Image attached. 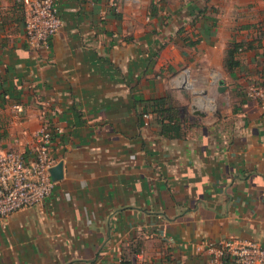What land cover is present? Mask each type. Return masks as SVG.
<instances>
[{"label":"crops","instance_id":"1","mask_svg":"<svg viewBox=\"0 0 264 264\" xmlns=\"http://www.w3.org/2000/svg\"><path fill=\"white\" fill-rule=\"evenodd\" d=\"M56 1L63 26L34 48L25 5L0 0V149L34 157L48 126L63 163L45 202L0 223V264H209L207 241L264 246V114L247 95L264 88V0ZM259 36L228 71V45ZM186 72L217 82L209 97ZM167 93L189 112L183 137L144 116Z\"/></svg>","mask_w":264,"mask_h":264},{"label":"built area","instance_id":"2","mask_svg":"<svg viewBox=\"0 0 264 264\" xmlns=\"http://www.w3.org/2000/svg\"><path fill=\"white\" fill-rule=\"evenodd\" d=\"M19 1L26 7L28 44L34 48L49 46L63 26L57 1ZM247 95L260 103L264 114V88L251 87ZM144 116L150 118L148 114ZM52 142V130L43 126L36 133L34 157L19 150L0 149V223L10 214L41 204L51 196L56 184L51 175L55 164L51 155ZM197 250L208 251L209 264H264V246L256 241H207L197 246Z\"/></svg>","mask_w":264,"mask_h":264},{"label":"trees","instance_id":"3","mask_svg":"<svg viewBox=\"0 0 264 264\" xmlns=\"http://www.w3.org/2000/svg\"><path fill=\"white\" fill-rule=\"evenodd\" d=\"M234 41L228 45L225 67L228 71H233L240 66L239 54L240 52L253 49L256 47L255 41ZM188 44H194L188 42ZM146 114H148L155 124L160 126L161 134L177 138L183 137L186 134V126L189 120V112L185 106L180 105L179 101L171 93L153 99L147 106ZM152 122V121H151ZM193 124V123H191ZM7 135L6 128L0 123V139ZM123 264H133L131 261H124Z\"/></svg>","mask_w":264,"mask_h":264},{"label":"rangeland","instance_id":"4","mask_svg":"<svg viewBox=\"0 0 264 264\" xmlns=\"http://www.w3.org/2000/svg\"><path fill=\"white\" fill-rule=\"evenodd\" d=\"M186 73H188V72H186ZM188 74H189L190 81H192L194 83V85H192V84L191 85H188V84L186 85L187 92L191 95V97L195 96V97H197V99L200 96H208L209 97L210 91L215 87V85H216L217 82L214 81L215 83H212V84H210L209 82L204 83V82H202L199 79L197 80L196 77H200V76L196 75L195 73L194 74L193 73H188ZM217 74H219V73L218 72H212L213 78H215V76H217ZM185 76H188V75L186 74ZM219 78L220 79H223L222 78V74H220V77ZM208 80H210V78ZM188 82H189V80H188ZM205 91H206V93H204ZM202 93H203V95H202ZM205 94H207V95H205ZM195 104L197 105V107L199 109L200 108L199 100L197 102H195Z\"/></svg>","mask_w":264,"mask_h":264},{"label":"water","instance_id":"5","mask_svg":"<svg viewBox=\"0 0 264 264\" xmlns=\"http://www.w3.org/2000/svg\"><path fill=\"white\" fill-rule=\"evenodd\" d=\"M220 85H221L219 87L220 91H223L226 89V86H224L223 81H220ZM204 93H206V92H204ZM193 109H194L196 114L204 115L203 111L198 109L197 106H194ZM51 175H52V179L54 181H56L57 179H62V177H63V163L62 162H60L59 164H57L51 168Z\"/></svg>","mask_w":264,"mask_h":264},{"label":"bare ground","instance_id":"6","mask_svg":"<svg viewBox=\"0 0 264 264\" xmlns=\"http://www.w3.org/2000/svg\"><path fill=\"white\" fill-rule=\"evenodd\" d=\"M186 77V76H185Z\"/></svg>","mask_w":264,"mask_h":264}]
</instances>
